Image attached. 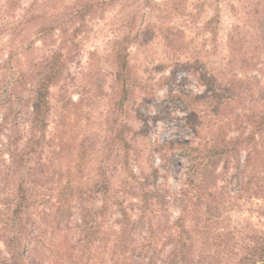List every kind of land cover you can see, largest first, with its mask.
<instances>
[{
    "label": "trees",
    "instance_id": "1",
    "mask_svg": "<svg viewBox=\"0 0 264 264\" xmlns=\"http://www.w3.org/2000/svg\"><path fill=\"white\" fill-rule=\"evenodd\" d=\"M119 1L0 5V35L9 34L0 61V264H264V226L239 227L226 213L243 197H264V0L231 5L227 61L193 67L204 92L168 91L190 106L179 123L189 135L148 144L130 122L131 100L156 90L130 63L132 27L111 40L101 130L85 121L84 97L62 89L49 133L52 88L65 83L69 54L89 21ZM218 17L204 22L210 40ZM161 26L166 45L180 48L173 27ZM155 158L188 164L180 188L158 182Z\"/></svg>",
    "mask_w": 264,
    "mask_h": 264
},
{
    "label": "rangeland",
    "instance_id": "2",
    "mask_svg": "<svg viewBox=\"0 0 264 264\" xmlns=\"http://www.w3.org/2000/svg\"><path fill=\"white\" fill-rule=\"evenodd\" d=\"M6 0H0V5ZM25 4L31 0H22ZM240 5L239 0H152L151 4L139 0H120L105 13L104 18L89 21V28L78 39V46L69 54V75L60 85L52 88L53 110L50 115L49 133L55 130L60 103L57 95L66 89L73 98L84 97L85 120L91 131L101 130L100 120L107 109L111 72L113 65L109 55L111 40L123 35L132 27V35L126 41L130 63L137 69L144 83H156V90L133 98L129 104V119L135 125L143 142H162L176 136H187L191 129L179 125L190 106L182 101L169 100L170 89L195 96L207 88L193 74V67H201L203 61L208 68L222 67L229 57L228 35L236 21L231 5ZM218 14L219 32L217 40H210V34L203 25L210 17ZM163 21H165L163 23ZM151 23H155L152 25ZM6 19L0 15V25ZM149 24V25H148ZM171 25L178 43V49L166 45L162 25ZM145 31H142L144 30ZM9 34L0 35V61L8 49ZM217 47H214V46ZM191 63V67H190ZM189 64V65H188ZM188 65V66H187ZM87 88L84 89V85ZM149 89V88H148ZM183 100L186 97H181ZM179 98V99H181ZM194 109H197L194 107ZM24 120H28L24 115ZM27 122V121H26ZM25 122L22 127H25ZM98 130V131H97ZM151 148H145L149 152ZM158 154V153H157ZM160 169L163 181L171 189H178L185 181L187 165L184 160L176 167L168 166L160 159H154ZM264 197L241 198L232 210L226 212L231 222L240 226H264ZM174 211L177 210L174 208ZM173 215H175L173 213Z\"/></svg>",
    "mask_w": 264,
    "mask_h": 264
}]
</instances>
